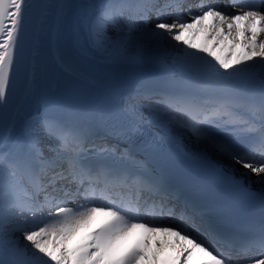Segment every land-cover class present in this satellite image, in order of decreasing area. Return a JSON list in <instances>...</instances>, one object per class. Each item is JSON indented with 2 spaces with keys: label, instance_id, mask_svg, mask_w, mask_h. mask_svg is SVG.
<instances>
[{
  "label": "snow or ice",
  "instance_id": "obj_1",
  "mask_svg": "<svg viewBox=\"0 0 264 264\" xmlns=\"http://www.w3.org/2000/svg\"><path fill=\"white\" fill-rule=\"evenodd\" d=\"M183 2L46 5L57 9L55 62L77 75L68 54L59 52L67 35L68 53L81 60L121 62L150 52L181 71H195L203 77L201 94L165 92L147 106L148 122L161 129L174 125L178 136L190 134L204 152L217 151L264 185V0H243L237 13L200 0L198 14L189 12L187 20ZM33 7L31 0H0V264H264V220L243 236L219 231L212 209L182 200L171 185L158 143L136 144L145 106L134 97L123 99L106 130L116 142L98 140L91 124L49 115L60 98L56 85L38 90L34 48L19 103L6 115ZM256 79L259 101L236 87ZM205 225L222 248L210 249L194 234ZM149 235L164 237L153 245L156 253L166 251L162 261L145 251Z\"/></svg>",
  "mask_w": 264,
  "mask_h": 264
},
{
  "label": "bare ground",
  "instance_id": "obj_2",
  "mask_svg": "<svg viewBox=\"0 0 264 264\" xmlns=\"http://www.w3.org/2000/svg\"><path fill=\"white\" fill-rule=\"evenodd\" d=\"M199 1L200 0H184L183 3L188 4L191 2L195 3ZM84 2H86V0H42L41 1V10H40L41 13L39 17V23L36 27V30L33 33L34 39L32 41L33 42L32 47L33 49L38 48V52H39V55L35 58V74H36L37 88L42 94L47 93L49 88L52 85H54L50 77L47 75V71H46L45 48L47 45V35L51 24H53L54 14L57 11L56 8H46L44 6L59 5V4L78 5ZM160 2L162 3L163 0H160ZM45 12L49 13V15L46 17L47 23L41 25V17ZM188 18L189 15L184 17V19L186 20ZM150 21H154V19L150 18ZM149 26L151 27L153 25L150 23ZM64 39L66 40V44H65L66 54H68V56H76L74 53H70V54L68 53L69 40L67 35H65ZM196 42H200L199 37ZM172 43L175 44L176 42L172 41ZM51 50L53 53H56L53 50V46ZM139 57L140 58H134L131 60H126L121 62H109L100 58L92 59L90 61H92V63L101 65L103 67H114V66L134 67L140 69L142 72L146 73L147 75L155 77L159 80L161 79L179 84L203 83V77H201L195 71H181L179 68L173 67L170 60L168 61V63H164L163 61L156 60L154 58V55L150 52L140 53ZM32 63H33V57H31V63L29 66L28 73L32 70ZM75 76L78 77V74ZM80 79H82L81 81L85 82L86 84L93 86V88L98 92L97 95L99 96V98L102 99L103 108L105 110H108L113 107L121 106V102L123 101V99H125L124 89L116 88L115 83L113 82L101 81L97 78H94L93 75H91L90 73L80 75ZM246 85L249 86L250 88H254L256 85H260V82L259 79H256L254 81L248 82ZM57 91L60 98V103L49 108V115L59 119H70V121H74L77 123H81V122L84 123V120H93L94 118H96L97 115L99 116L98 113H93L92 110L94 106L92 103L85 102L86 106H83L79 104V102L76 101L75 99L66 97L61 92V89L59 87H57ZM20 98L21 95L17 103L15 104L14 108L11 110L10 114L15 109L16 105L19 103ZM142 115L144 116V121H147V124L152 125L156 129V132L161 138L171 142L176 148L182 150L186 156L193 158L194 160L201 163L212 162L218 164L222 166L228 174L234 175L236 179L245 180L246 185L250 189L258 190L261 193H264V191H262L264 190V185L257 183L256 175L251 173L250 170L241 167V165L234 163L233 161L229 160L227 157L221 155L220 153H218L213 149H208L206 152H204L203 147L201 145H198L195 142L194 138H192L188 134L178 136L177 129L174 126H171L167 129L158 128L148 122L147 113L143 112ZM194 231L198 235V237L204 238V236L202 235V231L200 229ZM161 239H164V237L162 236L152 237L151 235H149L150 247L146 248L145 251L149 253L150 257L153 253H156V249L153 245L159 242V240ZM21 242L24 244L27 243L26 241L23 240ZM156 254L160 256L161 253H156ZM140 264H155V262L149 259V260H142Z\"/></svg>",
  "mask_w": 264,
  "mask_h": 264
}]
</instances>
